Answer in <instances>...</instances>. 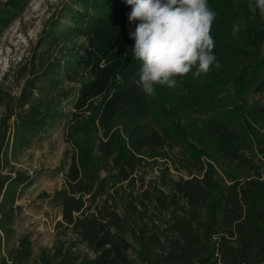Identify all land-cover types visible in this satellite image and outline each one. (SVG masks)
<instances>
[{
	"label": "rangeland",
	"instance_id": "obj_1",
	"mask_svg": "<svg viewBox=\"0 0 264 264\" xmlns=\"http://www.w3.org/2000/svg\"><path fill=\"white\" fill-rule=\"evenodd\" d=\"M95 0H24L18 13L0 29V81H3L5 89L12 95H17L24 80L30 77V70H38L37 61L41 56L47 58H59L62 60L60 77L65 89L78 87L80 81L90 80L91 74L83 65L64 67L63 60L68 53L74 52L81 46L86 47L87 38L68 33L69 27L75 22L79 11L87 8L89 13L100 11L108 12L113 8L105 0H99V9L93 10L91 2ZM10 0H0V9ZM209 8L216 13L213 21L211 35L215 41L214 55L221 65L216 68L215 64L211 70L204 74L205 82L212 84L215 95L209 99L207 105L199 108L192 106L186 101V87L184 80L190 81L192 72L184 77H176L177 85L169 88L166 85H156L155 95L142 97L143 108H147L146 118L139 121L128 120L127 116L115 113L110 121L112 132L120 134L125 139L130 133L137 130L143 122H147L146 128L141 126L140 130L157 133L163 139V146H156L152 150H143L141 163L136 166L131 174L126 177L109 179L110 186H106L103 178L111 177L116 172L108 163L99 169L95 183V189L100 186L99 193L84 191L76 186L78 178H73L71 170L76 157L81 156L82 129L80 126L86 124L91 116H94L93 125L88 124V129L95 128V148L102 141L107 140L106 113L99 107L102 99L101 93H92L84 97L83 101L73 106V94L67 100L60 103V108L65 112V118L54 128L46 129L33 138L29 146L21 151L9 150L7 167L3 170L20 171L32 178L30 185L21 188L14 204L6 212V221L0 233L4 240V254L11 260L12 264H44V260L57 261L62 259L68 264L67 257L70 256L71 264L82 259H94L101 250L90 246L79 234V229L74 226L77 219H89L98 213V206L104 198H113V205L119 213L127 207L131 198H135L138 208L144 213L142 219L135 217L134 229L141 225V221L147 226L148 231L162 229L166 223L168 214L160 210L153 201L146 199V190L157 194L158 190L170 193L173 189L162 184L160 169L162 165L151 164V156L157 155V161H165L169 171L165 175L172 181L188 180L192 177L202 179L208 167L204 162H211L217 172V176L224 186H237L241 191L242 185L248 182H260L264 179V111L258 123L253 124L254 135L249 140L253 141L250 147L248 143L239 142L240 154H244L246 160H251L254 169L242 165L236 173L224 168L216 158L202 156L203 164L191 159L186 152L201 148L206 141L203 136L209 138L211 143L221 145L220 134L208 127L210 118L224 116L228 111L227 97L231 90L226 83L218 81L221 75L230 76L240 69H249L252 53L264 52V41L255 48L247 45V20L253 13L250 4L254 0H207ZM130 10H119L111 13L114 24L115 45L120 42L134 43L129 33L135 30L139 23H129L127 13ZM240 25L237 36L232 35L234 24ZM82 50L79 48V53ZM246 68V69H245ZM218 75V77L216 76ZM139 79V78H138ZM201 79L190 82L191 88L200 84ZM142 91L134 82L122 89L126 95ZM251 105L264 107V92L254 93L249 97ZM98 107V108H95ZM135 113V112H134ZM4 109L0 105V117ZM137 114V113H135ZM13 118L10 119V125ZM212 134L213 136H208ZM149 136V133H148ZM184 138H183V137ZM201 136V139L199 138ZM224 136V135H223ZM187 144H191L189 147ZM155 145V144H154ZM216 144H212L210 155L215 156ZM138 154L136 151L134 152ZM214 159V160H212ZM183 160V161H182ZM107 181V182H108ZM109 193H114L109 196ZM75 197L81 199L77 209H74L70 218L64 213V198ZM243 214L240 218L232 221L233 228L242 227L246 220L248 210L246 209L247 198L240 194ZM139 202H142L140 204ZM166 235V234H165ZM223 235V236H222ZM228 230H215L209 242L212 245V258L208 259L206 254L200 253L195 261L199 264H233L226 259V252L217 244L219 238L227 239L226 247L230 246L236 250L243 248L246 253V233L241 237L229 236ZM131 243L127 250V264H165L158 258L167 255L169 251L163 247H157L153 252L144 253L132 235L131 230L126 235ZM200 240L206 242L205 238ZM165 244V242H164ZM243 255L241 256L242 260ZM147 258V259H146ZM146 259V260H143ZM204 259L203 263L201 260ZM163 260V258H162ZM262 260V259H260ZM264 260V259H263ZM262 260V261H263ZM257 261V260H256ZM252 259L244 264H250ZM254 264H264L261 263Z\"/></svg>",
	"mask_w": 264,
	"mask_h": 264
},
{
	"label": "trees",
	"instance_id": "obj_2",
	"mask_svg": "<svg viewBox=\"0 0 264 264\" xmlns=\"http://www.w3.org/2000/svg\"><path fill=\"white\" fill-rule=\"evenodd\" d=\"M0 9V29H2L20 10L24 0H10ZM113 9L105 12L89 13L87 8L79 11L75 22L69 27L68 33L85 36L87 45L72 53H68L63 60L64 67L80 66L88 68L91 74L90 80L80 81L78 87L65 89L62 86L60 70L62 60L56 57L47 58L41 56L37 61L38 70H30V77L24 80L17 95H12L0 81V105L4 114L0 117V228L6 221V212L14 204L21 188L30 185L32 178L20 171L3 170L7 167L9 150L21 151L29 146L33 138L46 129L57 127L65 118V112L60 108V103L67 100L73 94L72 105L76 106L84 97L92 93H101L102 99L99 107L106 113L109 123L105 130L107 140L102 141L95 148V135L88 129V124L93 125L94 116H91L82 129V148L79 157H76L71 170L73 178H78L76 186L84 191L99 193L102 191L100 184L95 189L93 184L98 178L99 169L108 163L116 172L111 177L102 179L106 186H110L109 179L126 177L131 174L141 163L143 150H152L156 146H163L164 142L157 133L140 130L146 128L147 122L130 133L125 139L122 135L112 132V119L115 113L127 116L128 120L139 121L146 118L147 108H143L142 97L144 93L126 95L121 93L127 85L139 78L141 62L137 61L132 52L134 43L120 42L115 45L114 24L111 13L119 10H130L131 6L126 0H105ZM255 1V0H254ZM99 0L91 2L93 10L99 9ZM247 45L252 49L258 47L264 41V16L257 8L247 20ZM250 59V66L246 72L240 69L230 76L221 75L218 81L226 83L231 90L227 97L228 111L224 116L212 117L208 127L220 134L221 145L211 143L209 138L203 136L206 141L203 146L217 145L215 156L210 155L209 148H201L193 152H186L192 160L203 164L201 157L216 158L225 169L236 173L242 165L254 169L251 160H246L244 154H240L239 142L248 143L251 147L253 141L249 140L254 135L253 124L258 123L264 107L251 105L249 97L254 93L264 92V52L254 51ZM246 69V68H245ZM198 79H206L204 74L199 78L194 76L190 81L184 80L186 101L192 106L207 105L209 99L215 95V91L209 82L201 81L191 88L190 82ZM98 108V107H95ZM137 114H135V113ZM13 118L10 125V119ZM149 133V136H148ZM224 135V136H223ZM208 136H213L209 134ZM183 137V136H182ZM184 138V137H183ZM201 139V136L199 137ZM155 144V145H154ZM188 147L191 144H187ZM191 147V146H190ZM137 152L136 155L134 152ZM157 155L150 158L151 164H160V178L162 184L168 185L173 192L167 193L158 190L157 194L146 190V199L153 201L156 206L165 211L168 216L164 228L150 232L144 222L134 229L135 217L142 219L144 213L135 203V198L129 194L131 201L122 213H119L113 205V198H104L97 208L98 213L87 219H77L74 226L79 229V234L93 248L101 250L94 259H82L75 264H127V250L131 243L126 235L131 230L137 239V244L143 248L144 253L153 252L158 246L167 248V255L158 258L165 264H199L195 261L200 253L212 258V245L209 242L215 230L226 229L229 236H243L246 233V253L242 249L226 247L227 239L220 237L218 245L226 252V259L233 264H244L252 259L250 264L261 263L264 260V179L260 182L244 183L242 191L237 186H224L217 176L211 162H204L208 167L202 179L192 177L188 180L172 181L165 175L169 167L165 161H157ZM214 160V159H212ZM183 161V160H182ZM108 181V182H107ZM114 193H109L113 196ZM240 194L247 198L246 209L248 215L242 223V227L232 229V221L243 214ZM63 201L64 213L70 218L74 209H77L81 199L65 197ZM142 204V202H139ZM143 205V204H142ZM166 234V235H165ZM223 236V235H222ZM205 238L206 242L200 240ZM163 245H161V241ZM165 242V244H164ZM4 240L0 233V264H12L4 254ZM242 260L240 259L241 256ZM163 258V260H162ZM70 256L67 257L71 264ZM147 259V258H146ZM143 259V260H146ZM262 259V260H260ZM201 260V263L205 262ZM257 260V261H256ZM44 264H66L62 259L57 261L44 260ZM249 264V263H248Z\"/></svg>",
	"mask_w": 264,
	"mask_h": 264
},
{
	"label": "clouds",
	"instance_id": "obj_3",
	"mask_svg": "<svg viewBox=\"0 0 264 264\" xmlns=\"http://www.w3.org/2000/svg\"><path fill=\"white\" fill-rule=\"evenodd\" d=\"M131 6L127 13L129 23L139 21L129 33L135 41L133 56L141 62L139 79L135 80L142 92L155 95V86L177 85L176 77L192 72L195 78L207 74L215 64L221 65L214 55L215 41L211 35L216 13L207 0H126ZM253 12L258 8L264 16V0H255ZM240 31L234 24L232 35Z\"/></svg>",
	"mask_w": 264,
	"mask_h": 264
}]
</instances>
